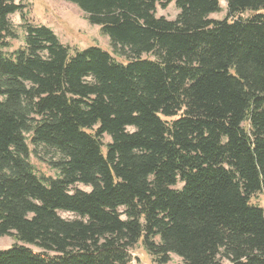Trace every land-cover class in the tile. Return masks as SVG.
<instances>
[{
    "label": "trees",
    "instance_id": "1",
    "mask_svg": "<svg viewBox=\"0 0 264 264\" xmlns=\"http://www.w3.org/2000/svg\"><path fill=\"white\" fill-rule=\"evenodd\" d=\"M25 1L0 0V236L24 243L0 264H131L140 242L155 264H264V13L239 16L264 0L223 19L220 0H66L111 52L62 43Z\"/></svg>",
    "mask_w": 264,
    "mask_h": 264
},
{
    "label": "rangeland",
    "instance_id": "2",
    "mask_svg": "<svg viewBox=\"0 0 264 264\" xmlns=\"http://www.w3.org/2000/svg\"><path fill=\"white\" fill-rule=\"evenodd\" d=\"M27 14L29 19L36 24H45L51 27L60 41L66 45H70L73 49H84L90 46H98L104 50L112 51L110 38L103 34L99 25L91 24L86 14L76 5L66 0H26ZM222 10L210 15L214 19H223L227 15V4L224 0H220ZM179 10L175 2H171L166 8L161 5L157 7V16H165L168 19H175ZM256 13H264V9L257 12L247 10L240 13L243 18L251 17ZM12 23L17 27L21 38L12 40L11 49L23 45V31L20 28L21 17L16 13L10 16ZM116 56V55H115ZM117 60L125 61L124 58L116 56ZM105 143L111 139L108 135L103 137ZM40 153L32 154L31 162L35 166L37 172L46 176H57V170L52 166L51 162L57 158L56 152L52 149H40ZM78 188L90 190V187L82 184ZM252 203L260 205L264 208V192H259L252 197ZM64 218H72L73 215L61 212ZM15 243L24 244L15 240L12 236H0V249L12 247ZM30 246L35 251H41L35 246ZM133 261L131 264H155L152 256L149 255L142 243L140 242L131 250ZM171 261L168 264H185L183 259L172 254Z\"/></svg>",
    "mask_w": 264,
    "mask_h": 264
}]
</instances>
